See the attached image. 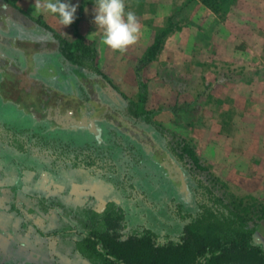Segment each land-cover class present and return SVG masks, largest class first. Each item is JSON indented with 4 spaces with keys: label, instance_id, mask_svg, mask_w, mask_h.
Instances as JSON below:
<instances>
[{
    "label": "rangeland",
    "instance_id": "1",
    "mask_svg": "<svg viewBox=\"0 0 264 264\" xmlns=\"http://www.w3.org/2000/svg\"><path fill=\"white\" fill-rule=\"evenodd\" d=\"M229 5L223 7L225 14ZM146 8L152 10L149 5ZM0 12L3 28L12 18L26 27L24 33H33L11 6L1 2ZM225 14L217 15L223 18ZM5 42L0 38V51L24 67L23 56ZM64 49L80 58L91 79L67 70L68 83L60 78L59 90H48L45 84L32 86L33 80L15 68L6 79H0V264H92L75 250V243L89 226V211L96 208L95 189H100V180L113 187L112 202L124 210L123 231L147 227L159 239L178 234L184 223L179 205L192 213L198 210L194 208L198 202L197 180L223 196L229 207L248 222L264 215L263 201L236 194L232 198L210 179L197 176L205 173L184 169L172 149L179 150L181 139L192 146L188 138L159 126L161 131H149L134 119L130 109L115 112L116 104L124 99L100 75L94 76L92 42L79 37L75 43H66ZM0 61L3 71L10 69L6 60ZM68 62L67 66L76 67L73 61ZM49 83L54 87L51 80ZM193 83L200 91L201 80ZM20 91L24 94L19 95ZM198 96L194 98L200 103ZM87 97L95 110L93 118L112 124L102 123L101 143L96 142L95 134L90 137L86 130L74 131L53 120L60 108L82 110ZM41 99H50V105ZM73 183H81V204L74 201ZM188 184L191 194L184 193ZM184 195L189 199L185 203ZM101 201L99 198V205Z\"/></svg>",
    "mask_w": 264,
    "mask_h": 264
},
{
    "label": "crops",
    "instance_id": "2",
    "mask_svg": "<svg viewBox=\"0 0 264 264\" xmlns=\"http://www.w3.org/2000/svg\"><path fill=\"white\" fill-rule=\"evenodd\" d=\"M231 1L219 18L200 0H125L141 31L137 43L124 54L100 43L101 31L93 23L95 0H62L77 7L69 26H62L50 13L36 14L35 0L0 3L14 7L30 25L37 37L31 47L42 51L51 81H58L67 70L91 77L83 67L67 66L65 61V44L75 43L79 34L92 42L93 66L111 81L112 91L136 101L139 75L146 85L145 108L152 111L153 123L188 138L201 162L231 192L264 202V0ZM170 21L174 30L137 74V64L157 31ZM199 79L200 91L193 83ZM198 95L200 103L194 98ZM49 101H45L48 106ZM83 104L92 107L90 100ZM100 181V189H95L97 212L115 198L113 187ZM73 188L74 201L81 204V183H73ZM255 241L264 245V218L258 220Z\"/></svg>",
    "mask_w": 264,
    "mask_h": 264
},
{
    "label": "trees",
    "instance_id": "3",
    "mask_svg": "<svg viewBox=\"0 0 264 264\" xmlns=\"http://www.w3.org/2000/svg\"><path fill=\"white\" fill-rule=\"evenodd\" d=\"M5 1L7 0H3ZM200 1L216 14L220 12L225 14L226 9L224 11L223 7H228L231 2V0ZM174 27V23L170 21L165 28L157 31L154 42L137 64V74L158 55L165 38ZM79 37L77 34V38ZM66 58L73 61L76 66H84L80 58L72 53H68ZM91 68L111 85V81L97 68L94 66ZM138 77L137 100L130 101L120 95L124 99L120 106L124 110H132L134 119L143 127L149 131L159 132L160 128L150 117L151 112L145 108L146 85L139 75ZM178 147V151L172 149V152L178 161L184 164L185 170L205 173L197 176L199 179L202 177L210 179L211 183L225 190L227 195L236 197L208 166L200 161L194 148L185 139L178 142ZM196 186L198 202L194 208L198 210L192 213L187 207L178 206V213L184 223L176 236L159 239L157 233L147 227L123 231L124 210L110 201L101 212L89 211V226L85 229L83 238L75 243V250L92 264H264V245L255 241L258 220L264 218V215L248 222L229 207L223 196L210 190L206 183L197 180Z\"/></svg>",
    "mask_w": 264,
    "mask_h": 264
},
{
    "label": "flooded vegetation",
    "instance_id": "4",
    "mask_svg": "<svg viewBox=\"0 0 264 264\" xmlns=\"http://www.w3.org/2000/svg\"><path fill=\"white\" fill-rule=\"evenodd\" d=\"M0 20H3V19H0ZM14 21H17V22H14ZM21 23H22L21 21L19 22L18 20H14L10 18L8 22L4 23L5 25L4 28L3 26H0V38L3 40H6L8 45L11 44V49H13L14 51H16L17 53L23 56V61L21 64H24V67L22 65H18V63L12 60L11 57H9L6 53H4V51H0V60L1 59H3V61L6 60L7 64L10 65V69L6 67L7 71H3L5 69L3 65L4 63L0 64V68H1L0 69V79L5 78L6 76H9L8 73H12V71L14 70L12 68H15L16 72H19V73L24 72L26 73L27 79L33 80L31 82L32 86H35L36 84L39 86L41 84H45L48 90H52V89L59 90V87L57 86V84H59L60 82L59 80L56 81V83L55 81L54 82L52 81L54 84L53 85L54 87H51V84L49 83V80H50L49 78L51 77L52 74H49L47 67L45 69V64L43 63L44 59H43L42 51H40L39 48L31 47L32 43H35V41L37 40L36 35H34L33 33L31 35L24 33V28L26 27L22 25ZM4 38H7V39H4ZM19 43H26V44L19 45ZM4 47H7L6 44L4 45ZM65 56H67V52H65ZM65 61L69 63L68 62L69 60H67V58H65ZM63 75L64 76H62L61 78L64 79L65 83H68L67 76H65V74ZM89 79H91V77H89ZM92 90L94 91V88H92ZM96 92L94 91V93ZM18 94L23 95L24 92L22 93L20 91ZM89 100L90 99L87 97L86 101H89ZM26 103H28V100L26 101ZM32 103L33 102H30L29 106H32L33 105ZM81 109L82 110L73 109L72 111H69V110L65 111L62 108H60V111L58 113L59 116L57 117L59 119L58 121L63 122L64 124L67 125L69 129L74 130V131L77 130L79 132H82V131L85 132L86 130L87 131L86 135H89L90 137L92 136V134H95L96 142L101 143L102 140H101V137H99V135L102 133V123H107L108 125H112V124H110V122H106L105 120H101L100 118L94 119L93 118L94 113H95L94 107L88 106L86 104V105H82ZM79 111L81 113H79ZM124 111H125L124 108H122L120 104L117 103L115 112H117V114H121ZM91 128H93L94 131ZM190 189H192L190 185H189V189L185 186L184 193L191 194ZM183 198H184L183 200L184 203L189 200L187 196L185 195Z\"/></svg>",
    "mask_w": 264,
    "mask_h": 264
},
{
    "label": "clouds",
    "instance_id": "5",
    "mask_svg": "<svg viewBox=\"0 0 264 264\" xmlns=\"http://www.w3.org/2000/svg\"><path fill=\"white\" fill-rule=\"evenodd\" d=\"M94 21L101 31L100 43L114 52L124 54L136 44L141 25L134 11L126 10L125 0H95ZM77 7L62 0H35L36 14L50 13L59 18L62 26L71 25L76 19Z\"/></svg>",
    "mask_w": 264,
    "mask_h": 264
}]
</instances>
